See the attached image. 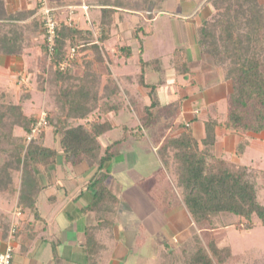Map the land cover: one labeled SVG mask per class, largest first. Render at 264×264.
I'll return each instance as SVG.
<instances>
[{"label": "crops", "instance_id": "0c3cea01", "mask_svg": "<svg viewBox=\"0 0 264 264\" xmlns=\"http://www.w3.org/2000/svg\"><path fill=\"white\" fill-rule=\"evenodd\" d=\"M53 1L65 2L62 4L65 7L73 6L72 16L75 15L77 21L84 22V16L92 17L93 20L89 19L91 25H95L92 42L107 59L108 72L119 88L121 108L107 115L113 128L99 137L104 146L127 134L116 145V154L108 161V168L107 163L103 167L108 174L106 187L117 198V204L110 210L87 209L93 196L87 184L97 171L96 165L81 162L68 166L58 156L56 164L42 169L44 188L37 196L38 218L23 216L16 195L12 200L0 194V251L4 248L7 221L9 229L11 223L19 224L13 244L16 264H163L164 251L179 247L201 229L195 231L193 220L178 194L177 203L163 209L142 187L140 180L162 167L159 149L185 127L192 130L197 140L203 139L205 121L211 119L216 120L213 152L241 164L244 155V152L238 155V161L233 159L241 136L222 126L232 82L215 62L202 60L203 55H210L199 44L198 30L213 10L211 0ZM65 7L63 11H68ZM104 9L109 28L106 38L101 40L98 23ZM161 29L166 30L172 43L160 54V58L168 61L156 71L158 66L153 59H158L159 55L153 54L149 60L142 56L147 47L152 46L151 43L146 47L145 40L155 38ZM122 45L131 47V55H118V46ZM140 46L142 52L138 54ZM177 49L183 51L187 63L182 64L181 72L173 59ZM136 56L137 61H134ZM140 57L147 63L146 81L157 84L159 102L145 126L141 124L145 117L143 109L150 98L148 90L137 81ZM156 73L162 78L153 77L151 81L149 74ZM43 144L49 146L47 136ZM171 184L175 187L173 181ZM19 208L21 213L17 215ZM208 230L202 229L205 234ZM214 238L216 240V236ZM151 249L155 252L151 253Z\"/></svg>", "mask_w": 264, "mask_h": 264}, {"label": "trees", "instance_id": "16d2710c", "mask_svg": "<svg viewBox=\"0 0 264 264\" xmlns=\"http://www.w3.org/2000/svg\"><path fill=\"white\" fill-rule=\"evenodd\" d=\"M225 2L236 5L234 18L238 23L233 25L227 17L229 28L226 27V32L221 36V44L228 49L233 64L225 74L232 82V91L227 97V110L222 126L228 132L240 136L250 132L261 133L264 131V71L260 51L264 50V38L261 40L258 33L264 28V8L257 0ZM34 3L35 5L23 9L25 11L7 13L5 0H0V55L30 57L33 72L40 78L45 66L44 59L48 58L50 82L56 89V111L45 112L44 125L51 127L58 145L47 146L35 140L25 143L24 139L21 142L14 135L12 154L8 159L11 167L5 162L0 168V194L11 199L16 195L23 216L38 218L36 201L44 188L42 169L56 164L58 156H61L68 166L81 162L96 165L97 171L87 184L93 196L86 208L95 211L113 209L117 198L106 187L108 174L103 171V167L115 156L116 145L127 134L125 132L119 140L104 146L99 137L113 128L107 115L121 108L119 88L110 73L101 90L94 80V75L98 77L95 71L92 73L83 70L80 76L72 73L69 62L74 54L70 55V48H74L76 52V46L87 44V48L92 51L90 62L93 66L102 62L103 57L98 45L92 42L88 29L69 25L65 21L66 13L64 19L60 18L65 7L62 5L65 2L62 1L46 0V5L54 9L53 17L57 21L52 51L49 53L44 27L45 15L41 11L35 12L36 7L39 9L42 6V0H34ZM105 13L104 9L102 20L98 23L101 26V40L106 38L109 28ZM26 19L28 20L24 21ZM241 27H245V30L238 31ZM138 29L133 30L134 35ZM205 35L211 41V49L207 53L212 57L220 55L214 36L211 32H205ZM140 43L142 45L141 39ZM36 48L41 53L38 58H33ZM131 51L129 45L118 46V55L129 56ZM141 52L140 46L138 54ZM173 59L178 65V72H181L184 69L182 64H187L183 51L175 50ZM146 65L140 57L141 69L137 81L148 90L150 98V103L143 109V126L148 124L159 106L157 84L145 79ZM28 96L29 92H26L16 102L5 104L2 118L9 124L8 132L2 133L3 139L12 137L11 129L15 127L29 133L40 118V115L36 117L37 114L24 111L23 103ZM91 113L94 115H90ZM215 125L216 120L205 121L206 134L201 140H197L188 127L180 134L169 137L158 151L162 167L142 178L141 185L163 209L172 208L177 203L178 194L197 229L210 230L214 227V218L220 214L240 218L244 229H251L257 224L264 225V201L258 198L248 165L234 162L224 155L217 156L213 152ZM42 135L43 133L41 138ZM246 144L247 141H239L235 153L243 154ZM11 170L19 172L18 187L13 184ZM169 170L173 172L175 187L169 179ZM260 172L264 175V170ZM18 227L19 224L14 237L17 236ZM6 230L5 237L9 228ZM203 241L195 232L179 247L163 252L165 264H226L231 256L230 246L218 245L211 234L206 242Z\"/></svg>", "mask_w": 264, "mask_h": 264}, {"label": "rangeland", "instance_id": "374dc122", "mask_svg": "<svg viewBox=\"0 0 264 264\" xmlns=\"http://www.w3.org/2000/svg\"><path fill=\"white\" fill-rule=\"evenodd\" d=\"M225 1L226 0H211L213 10L211 14L203 20L198 30L199 44L205 53H207L208 50L211 49V41L205 35V32H211V34L215 38L216 45L220 50V55L216 57H212L210 54V57L203 55V57L201 56L202 60H204L205 62L209 61L210 63L212 61L215 62L221 68L224 75L227 73L228 68L233 64L231 62V56L228 55V49L226 50V48H224L221 44V36L226 32V27L229 28L227 17L230 18L233 25H236L238 23L234 18V12L237 8L236 5H230L228 2L227 4ZM257 2L260 3L264 8V0H257ZM33 5H35L34 0H5V10L7 13L25 11L23 9H27L28 7H31ZM66 8L67 7H65V9ZM36 11L37 13L41 11V7L39 6V9L38 7H36L35 12ZM66 12L67 11L60 13V18L64 19V15ZM71 15H69V13L66 15V22L68 21V17ZM239 17L240 19H242L240 13ZM89 19H92V17H90ZM89 19H87V17L85 18L84 16V22L83 20L77 21V18L74 15L72 16L71 25L77 26L82 29H88L90 31L92 40L95 38V31H93L92 29L95 27V25H91L92 23ZM27 20L28 19L24 21ZM92 22L93 24H95L94 21ZM244 28H238V31H244ZM130 29H132V23H130ZM157 34L158 35L155 38H148L145 40L146 47L147 44L149 45L151 43L152 46L149 45L142 56L144 59L149 60L151 56H154L155 54L159 55L158 59H153L154 61H156L154 65L158 66V68L156 67V71L161 69L160 67H163V63L165 64V62L168 61L165 57L160 58V54H162L164 50H167V48L172 43L170 41L171 38H168L165 29L164 31L161 29V32ZM258 36L261 40L264 38V28H262L261 33H258ZM131 45L134 46L135 43L131 42ZM262 45L264 49V41ZM87 47V44L84 45V43L83 46H76V52L74 53V56L70 58L69 65L72 67V73L76 76H80L83 73V70L91 71L92 73L95 71L98 74V77H95L94 75V80H96V85H98L99 90H101L100 88L102 87V83H104L107 75L109 76V68L108 64L106 63L107 59L104 57L102 62L98 64L95 63V66H93V63L90 62L92 53L91 50ZM40 53L41 51L36 48V50L33 51V58H38ZM260 55L262 57L263 64L262 70L264 71V50L260 51ZM137 58L138 56H136V59L133 60L137 61ZM44 60L45 66L42 72V78H40L35 74V72H33L34 68H32V65L30 63V57L28 58L25 56L0 55V168L4 166L3 164L5 162L9 165V167H11V163L8 162V159H10L12 154V138L14 137V135L15 137H17V140L21 139L22 142V140L24 139L25 143H28L26 136L29 134L24 132L19 127H15L11 129V133L13 136L9 137L8 140L3 139L2 133L8 132L7 130L9 124L2 118L5 104L9 102H16L22 97L23 94L29 92L28 98L23 103L24 111L26 113H35L37 114L36 117H38L39 115H42L43 112L48 113L49 110L56 111V100L54 96L56 89L55 86L50 82L48 58H45ZM207 65L209 66L210 64L208 63ZM148 66H150V64ZM110 76L112 77V75ZM136 76L139 77L138 75ZM153 77H159V79L162 78V76L157 73L154 75L149 74V79L151 81L153 80L151 79ZM93 108L95 109V106ZM90 115L94 114L91 113ZM119 117L122 118V116ZM42 133L43 135L41 138L40 135ZM51 135H53L51 127L44 125L41 128V132H39L33 140L43 143L44 138L47 136L49 140V146H57L58 141L53 142V137ZM51 140L52 145L50 144ZM241 140L248 142V144L244 145L243 147L244 155L242 156L241 162L242 164L248 165L247 169L250 174V178L256 185L258 198L264 201V175L260 174V171L264 170V131L261 133L250 132L249 134H243L241 135L239 141ZM234 154L235 155H233V159L235 161H238V155L236 153ZM106 165V168H108V163ZM168 173L169 179L173 181V183H175L172 170H169ZM18 175V171L11 170V178L13 180V184L15 183L16 187H18L19 182ZM8 188H10V186ZM42 204L43 202L41 200V205ZM213 225L214 227L211 228L210 231H207L208 234H205L206 231H202V229L198 233H196L198 234L200 239H202V235H204L202 240H204L205 242L208 240V235H210V233L217 234L213 236H216V241L220 246L229 245L231 249V256L227 260V264H264V225L257 224L251 229H244V224L240 218L227 214H220L216 216L213 220ZM7 228L8 224L6 221V223L4 224V231ZM196 230L199 229L195 227V231ZM154 252L155 249H151V253ZM163 264H165V262H163Z\"/></svg>", "mask_w": 264, "mask_h": 264}, {"label": "built area", "instance_id": "2783aa9c", "mask_svg": "<svg viewBox=\"0 0 264 264\" xmlns=\"http://www.w3.org/2000/svg\"><path fill=\"white\" fill-rule=\"evenodd\" d=\"M85 7V6H84ZM67 9L69 12V15L73 13V6H67ZM54 11L53 8H50L46 5V0H42V6H41V12L45 15V32L47 34V47L49 50V53L52 51V41L53 36L56 30L57 21L53 17ZM73 15V14H72ZM72 15L68 17L67 23L71 25ZM97 34V33H96ZM75 52L74 48H70V55L72 56ZM45 124V112L40 115V118L38 119L37 123L34 125V127L31 129L29 134L26 136L28 141L33 140L36 135L41 132L42 126ZM17 215H20V208L16 211ZM17 231V224L15 222L11 223L10 229L5 237L4 242V248L0 251V264H16L13 260V250H14V235Z\"/></svg>", "mask_w": 264, "mask_h": 264}]
</instances>
